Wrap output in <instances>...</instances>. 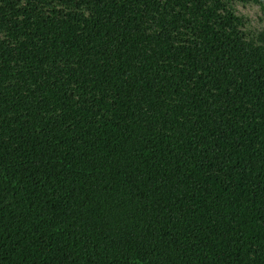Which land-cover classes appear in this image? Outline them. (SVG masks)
<instances>
[{
	"label": "trees",
	"instance_id": "obj_1",
	"mask_svg": "<svg viewBox=\"0 0 264 264\" xmlns=\"http://www.w3.org/2000/svg\"><path fill=\"white\" fill-rule=\"evenodd\" d=\"M0 264H264V0H0Z\"/></svg>",
	"mask_w": 264,
	"mask_h": 264
}]
</instances>
